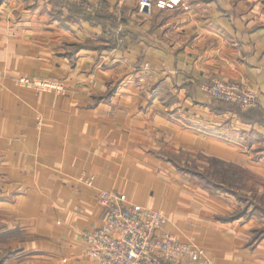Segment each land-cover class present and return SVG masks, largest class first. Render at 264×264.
Wrapping results in <instances>:
<instances>
[{"label": "crops", "instance_id": "0c3cea01", "mask_svg": "<svg viewBox=\"0 0 264 264\" xmlns=\"http://www.w3.org/2000/svg\"><path fill=\"white\" fill-rule=\"evenodd\" d=\"M213 78L258 106H220L201 88ZM208 157L264 176V0L148 15L136 0L0 1V264H97L81 235L102 222L99 190L161 212L162 231L204 250L196 264H264V216L176 167Z\"/></svg>", "mask_w": 264, "mask_h": 264}, {"label": "built area", "instance_id": "2783aa9c", "mask_svg": "<svg viewBox=\"0 0 264 264\" xmlns=\"http://www.w3.org/2000/svg\"><path fill=\"white\" fill-rule=\"evenodd\" d=\"M182 0H136L137 11L148 15L152 10H172ZM147 67V64L144 65ZM16 83L37 91L63 92V86L37 77L19 76ZM202 88L216 101L237 104L241 109L258 106L254 89L213 78ZM92 186L91 177H83ZM98 201L103 219L97 226L81 235L87 256L97 264H196L205 252L189 241L180 240L162 231L165 216L158 211L131 203L124 194L99 190Z\"/></svg>", "mask_w": 264, "mask_h": 264}, {"label": "trees", "instance_id": "16d2710c", "mask_svg": "<svg viewBox=\"0 0 264 264\" xmlns=\"http://www.w3.org/2000/svg\"><path fill=\"white\" fill-rule=\"evenodd\" d=\"M64 4L69 7V10H71L70 12L72 14L76 13L80 17H83L85 19H88L96 23H102L104 26L110 24L109 23L110 20L107 17L99 18L94 13L89 12L84 8H81L74 3L65 1ZM213 101H215L217 104H219L222 107L232 109L238 114L241 110V108L237 104H233L232 106V105H227L225 102L221 103L220 101H216L214 99ZM205 160H208L210 165L212 164L217 166L215 167V170H219L218 173H216V171L211 172L210 168L208 169L209 171L207 172L201 171L200 169L196 168L195 164L192 165L183 164L176 167L181 172H185L188 175H190L191 178L195 179L196 181H201L204 186L209 187L212 190H218L225 194L233 195L235 198H237L238 200L244 203V208H243L244 210L242 211V213L245 211L247 207H251L249 214L255 212L257 214H261V216H264V195H259L256 189L255 190L251 189L250 186L252 185L249 186L246 185L249 182L253 184L255 181V177L251 172H249L248 170L242 168L237 164L225 162L214 157H208ZM215 177H217V180L219 179L218 181L219 183L217 184L214 181ZM204 181L206 182L204 183ZM244 190L249 191L250 195L246 196ZM239 214H241V212ZM263 236H264V226L255 229L252 237L253 243L259 240L260 238H262Z\"/></svg>", "mask_w": 264, "mask_h": 264}, {"label": "rangeland", "instance_id": "374dc122", "mask_svg": "<svg viewBox=\"0 0 264 264\" xmlns=\"http://www.w3.org/2000/svg\"><path fill=\"white\" fill-rule=\"evenodd\" d=\"M101 65V64H100ZM100 65H99V67H100ZM144 68H145V66H143ZM38 78V77H37ZM40 79H42V78H40ZM46 80H49V79H46ZM51 81H55V80H51ZM56 82H58V83H60L62 86H63V84L60 82V81H56ZM203 85V84H202ZM201 85V86H202ZM64 87V86H63ZM202 88V87H201ZM203 89V88H202ZM204 90V89H203ZM205 91V90H204ZM208 95H209V93L207 92V91H205ZM210 96V95H209ZM250 157V160H252L254 157L253 156H249ZM193 164H195V166H196V168H198V169H200L201 171H204V172H207V171H209L208 169L210 168V170H211V172H213V171H216V173H218V171L219 170H215V167H217V166H215V165H210V163H209V161L208 160H205L204 158H198L197 159V162L196 163H193ZM195 168V167H194ZM213 178V177H212ZM215 180V183L217 184V183H219L218 181H219V179L217 180V177H215L214 178ZM206 181H204V183H205ZM247 186H249V185H252V186H250L251 187V189H253V190H257V193L258 192H260V194H262V195H264V176H263V178H260L259 180H257V179H255V181H254V183L253 184H251L250 182L248 183V184H246ZM255 185V186H254ZM206 187V186H205ZM249 187V188H250ZM208 189H210V190H212L211 188H208ZM214 191V190H213ZM245 191V190H244ZM245 193V195L246 196H249L250 194H249V191H245L244 192Z\"/></svg>", "mask_w": 264, "mask_h": 264}]
</instances>
